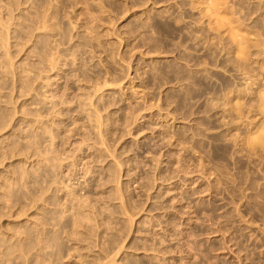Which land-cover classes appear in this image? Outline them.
Listing matches in <instances>:
<instances>
[{
  "label": "rangeland",
  "instance_id": "rangeland-1",
  "mask_svg": "<svg viewBox=\"0 0 264 264\" xmlns=\"http://www.w3.org/2000/svg\"><path fill=\"white\" fill-rule=\"evenodd\" d=\"M42 261L264 264V0H0V264Z\"/></svg>",
  "mask_w": 264,
  "mask_h": 264
},
{
  "label": "bare ground",
  "instance_id": "bare-ground-1",
  "mask_svg": "<svg viewBox=\"0 0 264 264\" xmlns=\"http://www.w3.org/2000/svg\"><path fill=\"white\" fill-rule=\"evenodd\" d=\"M45 15H46V14H45ZM45 17H46V16H45ZM43 19H44V18H43ZM46 19H47V18H46ZM46 19H45V21H44L43 24H45V26H49V27L52 26V24L49 23L50 21L48 22V21H46ZM48 20H49V19H48ZM42 22H43V21H42ZM45 26H44V27H45ZM42 260H43V259H42ZM42 262H43V261H42ZM43 263L45 264L46 262L44 261ZM40 264H41V263H40Z\"/></svg>",
  "mask_w": 264,
  "mask_h": 264
}]
</instances>
